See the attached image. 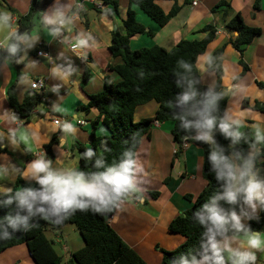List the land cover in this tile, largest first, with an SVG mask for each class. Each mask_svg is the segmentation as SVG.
Wrapping results in <instances>:
<instances>
[{
  "label": "crops",
  "instance_id": "crops-1",
  "mask_svg": "<svg viewBox=\"0 0 264 264\" xmlns=\"http://www.w3.org/2000/svg\"><path fill=\"white\" fill-rule=\"evenodd\" d=\"M117 3L115 11L110 4L103 0H82L84 4L77 23L73 26V33L85 29H91L97 35L99 42L91 49H78L71 51L67 46L56 44L52 37L43 30L39 22L40 11L34 6L31 32L40 36L35 47L28 51L29 61L37 62L38 69H33L34 80H43L41 89L34 91L29 87L17 84V78L25 70V64L12 63L8 67H0V136L6 134L10 127H14L8 121L5 111H12L7 100V90L14 88L15 99L19 104L26 94L35 92L41 95V101L32 111L27 120L21 119V123L36 134L35 142H20L18 148L7 145L5 153H0V165L13 164L23 168L26 162V153L23 148L30 152L32 159L36 153L44 152L53 136L57 135V142L52 146L51 152L56 166L70 164L79 167L78 153L73 150L75 143L84 148H90V133L92 123L96 117L94 111L84 114L78 108L85 105L89 96L103 90L104 83H116L118 76L110 71L118 65V59H114L108 47L111 45V35L118 33L125 35L123 21L127 16L129 7L128 0H107ZM188 1V2H187ZM195 1L196 6H192ZM224 1L229 6H219ZM54 0L45 10L50 8ZM66 2V0H62ZM156 5L167 14L176 4L179 11L164 26L160 27L147 17L137 6L131 5L135 13V19L144 29V34L130 38L129 48L136 51L144 48L158 46L164 50H171L180 41H200L206 33L202 28L212 26L215 29V38L207 47L206 52L197 60V69L202 85L215 83V75L207 72L205 62L208 57L219 47L224 46L221 56L223 76L221 90L227 97L225 109L238 118L246 121L249 125L264 122V113L251 110L242 106L244 100L252 106L255 102L264 104V88L257 83L264 84V0H157ZM257 3L258 7L255 8ZM33 7L32 0H0L1 11H11L14 17L12 29L17 26L19 15H26ZM44 10V11H45ZM235 14H239L243 23L251 28L260 29L261 34L243 46L240 55L229 43L230 34L224 27ZM8 29H0V41L7 34ZM236 33L233 34V37ZM42 49L47 57L56 59L60 53L71 61L78 72L71 81L60 88L59 94L50 91L54 85L60 84L50 75L52 67L46 60V56H37L38 50ZM242 61L247 67L245 74L236 82L234 78L242 73ZM59 63H65L59 60ZM31 75V73H30ZM87 81L84 82V79ZM58 104L60 111L52 105ZM157 109V104L149 102L135 109L133 120L135 122L152 118ZM3 114V115H2ZM75 117V119H73ZM70 120L77 131L75 136H67L54 125L53 120ZM76 121H84V126H77ZM171 122L152 124L148 137H144L138 149L139 158L145 167L142 189L144 203L140 204L134 199H129L121 205L120 209L107 220L117 235L131 248L146 264H160L161 250L173 251L184 242V238L168 231L169 223L192 205L185 196H197L205 187V181L201 176L203 153L194 144L187 147L179 154L178 145L172 139ZM251 131V129H248ZM96 137L107 136V130L98 125L95 130ZM65 138L64 145H60L61 138ZM264 175V167H261ZM21 179L16 184L17 178ZM26 181L19 175L0 176V184L7 187L19 188L26 186ZM154 194V196H151ZM156 195V196H155ZM259 214V212H258ZM67 225L58 230L48 229L46 238L53 243L54 249L61 256V264H66L71 255L82 248L81 239L69 238V233L64 232ZM59 232V233H58ZM72 234V231H70ZM258 232H264V226ZM257 264H264L261 254L257 253ZM0 264H35L25 244L9 248L0 253Z\"/></svg>",
  "mask_w": 264,
  "mask_h": 264
},
{
  "label": "clouds",
  "instance_id": "clouds-1",
  "mask_svg": "<svg viewBox=\"0 0 264 264\" xmlns=\"http://www.w3.org/2000/svg\"><path fill=\"white\" fill-rule=\"evenodd\" d=\"M83 8L82 0H54L50 8L39 13L40 25L59 43H67L74 49H91L99 42L91 29L72 34ZM13 22L11 11H0V29H8L0 41V51L6 53L0 58V67L25 64L17 84L38 87L32 71L38 65L29 61L27 53L40 36L27 30L21 32L18 27L12 29ZM45 58L52 65L51 77L60 81L50 88L51 92L59 94L60 88L70 81L72 86L76 84L72 78L78 70L66 56L60 53L56 59ZM177 64L179 70L173 74V83L179 93L168 101V107L178 128L192 141L212 146L207 162L218 187L191 214L192 223L200 229L198 248L181 253L169 264H257V253L264 261V232L253 231L248 222L259 221L258 212H264V175L258 166L264 159V122L249 125L227 108L221 112L220 102L226 93L212 84L200 91L202 81L193 73L192 65L184 60ZM208 64H213L211 56ZM52 107L61 110L58 104ZM3 114L15 126L0 136V148L7 145L18 148L20 142H35L36 134L21 123L17 114L12 111ZM57 123L65 137L75 136L77 129L70 120ZM217 133L229 141L227 147L217 142ZM59 143L63 146L65 138ZM241 144L247 145V150ZM109 151L102 142L98 150L88 148L81 153L90 162L88 169L70 164L56 166L44 152L36 153V158L23 168L0 165V176L19 175L27 182L18 189L0 184V208L9 209L0 218V241L11 239L16 232L30 231L38 220L55 226L77 211L106 214L117 211L129 199L143 204L145 167L135 145L127 147L111 163L105 157Z\"/></svg>",
  "mask_w": 264,
  "mask_h": 264
},
{
  "label": "trees",
  "instance_id": "trees-1",
  "mask_svg": "<svg viewBox=\"0 0 264 264\" xmlns=\"http://www.w3.org/2000/svg\"><path fill=\"white\" fill-rule=\"evenodd\" d=\"M53 0H32L33 7L30 8L26 15H19L17 27L21 32L31 31L32 18L34 14V6L40 11H44ZM129 7L127 9L126 19L123 21L125 35L113 33L111 35V45L108 51L114 59L119 60V64L110 69L118 76L116 83H104L103 90L99 93L89 96V100L85 105L78 108V111L89 114L94 111L96 117L92 123L90 133V148L96 151L100 148L101 143H105L110 149L105 153L107 162L111 163L117 160L127 147L135 145V150L138 149L141 140L148 137L154 122L165 123L171 122L173 128L171 131L172 139L179 149L177 153H181L180 144L183 139H186L187 144H194L201 149L203 153V161L201 168V176L205 181V187L195 197L187 195L185 198L192 203L191 207L184 211L182 215L174 218L168 225V231L183 237L184 242L173 251L161 250V263L169 264V261L179 256L181 253H186L189 250L198 248L199 232L198 226L191 221V214L197 210L218 187L214 180V175L209 171L207 162V154L211 150V145L200 144L192 141L185 133L177 126V122L173 119L171 110L168 107V101L172 100L178 93L173 83V74L179 70L177 62L184 60L192 65V70L199 78L197 69V60L202 56L209 44L215 38V29L212 26L202 28V32L206 36L200 41H180L171 50H164L161 47L153 46L136 51H131L129 48V39L144 34V27L135 19V13L131 10V5L137 6L147 17H149L158 26H164L171 18L175 17L179 11V7L174 4L169 13L165 14L156 5L157 0H128ZM105 4L112 5L113 9L117 10V3L114 1L103 0ZM188 2V1H187ZM219 6L228 8V4L224 1L218 3ZM257 3L255 8H257ZM224 30L230 34V45L240 54L243 53V46L249 44L253 38L261 34L260 29L251 28L243 23L239 14H235L232 19L225 25ZM236 36L233 37V34ZM224 46L215 50L211 57L213 64L210 66L208 60L205 62V69L209 73L215 75L214 86L217 90H221V79L223 69L221 66V56ZM6 53L0 51V58ZM239 64L243 67L242 73L233 79L234 82L239 80L247 71V67L242 61ZM87 78L84 79V82ZM257 86L264 88V84L257 83ZM200 91H204L206 86L202 83L198 86ZM7 100L10 108L21 119L27 120L32 111L41 101V95L35 92L26 94L21 104L15 99L14 88L10 87L7 90ZM154 102L157 104V109L152 118L142 119L137 122L133 120L135 109ZM227 97L220 102V111L225 110ZM242 106L254 111L264 113V104L255 102L252 106L247 100L242 102ZM98 125H102L108 135L104 137H96L95 130ZM249 131V130H247ZM250 132V131H249ZM57 135L53 136L50 142L44 146V151L49 159H53L51 148L57 142ZM216 140L219 144L227 147L229 141L222 135L217 133ZM247 150V145L240 146ZM26 153V162L32 160L29 151L23 148ZM73 150L78 153V164L81 169H88L90 162L83 159L81 153L86 151L81 144L75 143ZM5 148H0V153H5ZM258 166L264 167V159L258 162ZM22 181L18 177L16 184ZM151 196H154L152 194ZM156 196V195H155ZM227 207H234L224 205ZM9 209L0 208V218L7 214ZM115 212V211H114ZM114 212L106 214H95L92 212H79L71 215L60 225H52L45 220L36 221V226L28 232H16L9 240L0 241V253L25 244L35 264H61V256L53 247L46 236L45 231L58 230L65 225H73L79 233L83 246L78 251L71 255V259L66 264H146L138 254L131 249L113 230L108 219ZM259 221H249V225L253 231H259L264 226V212H259Z\"/></svg>",
  "mask_w": 264,
  "mask_h": 264
},
{
  "label": "built area",
  "instance_id": "built-area-1",
  "mask_svg": "<svg viewBox=\"0 0 264 264\" xmlns=\"http://www.w3.org/2000/svg\"><path fill=\"white\" fill-rule=\"evenodd\" d=\"M196 2L195 1H192V6H196ZM53 39V38H52ZM53 41L56 43V44H59V45H64V46H67L69 48V50L71 51H77L78 49H74L72 48L69 44L67 43H64V42H60L59 43V40H56V39H53ZM37 56H47V53H45L42 49L38 50L37 53H36ZM37 83H38V87H30L32 90L34 91H39L41 89V86H42V83H43V80L41 79H38L36 80ZM58 121H60L59 119H54L53 120V123L54 125H58ZM76 124L77 126H84L85 125V122L83 121V123H80V121H76ZM153 124H157V122H154ZM180 147H181V150H184L186 147H187V141L186 139H183L181 144H180Z\"/></svg>",
  "mask_w": 264,
  "mask_h": 264
},
{
  "label": "rangeland",
  "instance_id": "rangeland-1",
  "mask_svg": "<svg viewBox=\"0 0 264 264\" xmlns=\"http://www.w3.org/2000/svg\"><path fill=\"white\" fill-rule=\"evenodd\" d=\"M0 11H1V10H0ZM17 17H19V16H17ZM14 28L16 29L17 26H14ZM65 229H67V230H64V232H67V234H68V233L70 234V235H69V238H72L73 235H74V237L81 239L79 233L77 232L76 228H75L73 225H67ZM70 231H72V234H71ZM58 233H59V232H58ZM45 235L48 237V229L45 231ZM81 241H82V240H81Z\"/></svg>",
  "mask_w": 264,
  "mask_h": 264
},
{
  "label": "water",
  "instance_id": "water-1",
  "mask_svg": "<svg viewBox=\"0 0 264 264\" xmlns=\"http://www.w3.org/2000/svg\"><path fill=\"white\" fill-rule=\"evenodd\" d=\"M104 220H105V221H107V220H108V218H107V217H104Z\"/></svg>",
  "mask_w": 264,
  "mask_h": 264
}]
</instances>
